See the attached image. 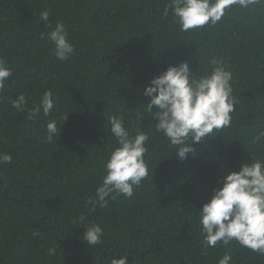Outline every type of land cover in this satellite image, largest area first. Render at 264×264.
<instances>
[{
    "label": "trees",
    "instance_id": "obj_1",
    "mask_svg": "<svg viewBox=\"0 0 264 264\" xmlns=\"http://www.w3.org/2000/svg\"><path fill=\"white\" fill-rule=\"evenodd\" d=\"M170 0H0V58L13 69L0 91V264H264V255L233 240L209 247L199 210L228 170L264 159V5H232L217 24L181 30ZM49 11L51 28L40 19ZM63 23L74 53L65 61L48 39ZM187 61L193 78L224 66L232 73L231 126L192 146L181 160L155 129L144 95L169 65ZM215 61V63H213ZM51 91L54 108L28 119V106ZM123 117L131 137L148 133L149 175L127 198L89 203L118 143L107 117ZM67 118L64 120V118ZM57 133L46 139L47 123ZM83 217V219H80ZM91 223L102 244L84 239Z\"/></svg>",
    "mask_w": 264,
    "mask_h": 264
},
{
    "label": "clouds",
    "instance_id": "obj_2",
    "mask_svg": "<svg viewBox=\"0 0 264 264\" xmlns=\"http://www.w3.org/2000/svg\"><path fill=\"white\" fill-rule=\"evenodd\" d=\"M255 4L264 5V0H170L164 15L167 16L171 9L181 30L189 31L209 23L217 24L232 5L247 8ZM40 19L47 27H52L48 23V10L40 13ZM67 37L65 26L60 22L48 34L54 45V55L61 61L74 53ZM7 62L0 58V91L13 72ZM231 80L232 73L224 66H217L211 73L193 78L189 63L182 61L178 65H169L166 71L152 79L151 86L145 88L144 95L150 98L146 106L149 112L155 109V129L176 146L175 154L181 160L195 152L193 144L211 137L214 130L231 126V114L236 104ZM12 107L26 111L28 119H35L41 111L47 116L54 108L52 92H44L39 104L32 107L28 106V98L19 94ZM107 122L119 146L111 151L105 163L106 175L95 189V199L89 200L93 207H107L108 198L114 192L131 198L134 188L139 187L149 175L145 160L148 133L137 130L131 137L119 114L108 116ZM57 131L56 121H49L46 139L51 141ZM11 161V154L0 152V164ZM219 183L222 186L213 190L211 199L199 210L205 242L209 247H215L218 242L228 245L235 240L241 246L264 255V159H252L250 163L242 164L238 171L228 170ZM85 229L83 239L90 246L102 244L104 233L100 225L91 223ZM231 260L232 257L225 254L219 258L218 264H230ZM110 264H129L128 256L113 257Z\"/></svg>",
    "mask_w": 264,
    "mask_h": 264
}]
</instances>
